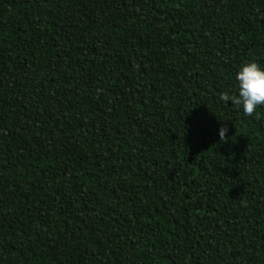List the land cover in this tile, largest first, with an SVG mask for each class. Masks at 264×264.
Returning a JSON list of instances; mask_svg holds the SVG:
<instances>
[{
	"label": "trees",
	"instance_id": "trees-1",
	"mask_svg": "<svg viewBox=\"0 0 264 264\" xmlns=\"http://www.w3.org/2000/svg\"><path fill=\"white\" fill-rule=\"evenodd\" d=\"M248 61L264 0H0V264H264Z\"/></svg>",
	"mask_w": 264,
	"mask_h": 264
},
{
	"label": "clouds",
	"instance_id": "clouds-1",
	"mask_svg": "<svg viewBox=\"0 0 264 264\" xmlns=\"http://www.w3.org/2000/svg\"><path fill=\"white\" fill-rule=\"evenodd\" d=\"M237 82L233 94L223 92L221 101L241 107L245 115H252L259 106H264V66L255 61H248L238 66L235 73ZM228 128L222 126L218 135L222 140L227 138Z\"/></svg>",
	"mask_w": 264,
	"mask_h": 264
}]
</instances>
